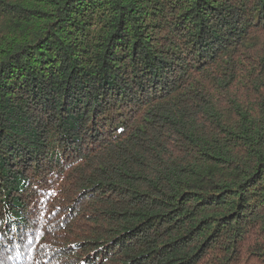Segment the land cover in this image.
Returning <instances> with one entry per match:
<instances>
[{"label":"trees","instance_id":"16d2710c","mask_svg":"<svg viewBox=\"0 0 264 264\" xmlns=\"http://www.w3.org/2000/svg\"><path fill=\"white\" fill-rule=\"evenodd\" d=\"M0 264H264V0H0Z\"/></svg>","mask_w":264,"mask_h":264}]
</instances>
